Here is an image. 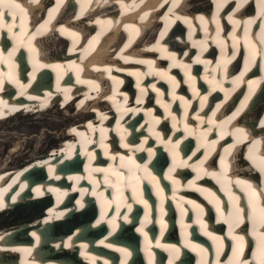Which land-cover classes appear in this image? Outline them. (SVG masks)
Masks as SVG:
<instances>
[{"label": "bare ground", "instance_id": "bare-ground-1", "mask_svg": "<svg viewBox=\"0 0 264 264\" xmlns=\"http://www.w3.org/2000/svg\"><path fill=\"white\" fill-rule=\"evenodd\" d=\"M0 12V120L58 101L74 120L0 169V214L34 213L0 229V264H264V0Z\"/></svg>", "mask_w": 264, "mask_h": 264}, {"label": "rangeland", "instance_id": "rangeland-1", "mask_svg": "<svg viewBox=\"0 0 264 264\" xmlns=\"http://www.w3.org/2000/svg\"><path fill=\"white\" fill-rule=\"evenodd\" d=\"M162 29V26L159 27L155 31V35H161ZM57 104L56 107L53 106L52 110L51 108L43 112L29 110L18 116L0 120V153L2 152L4 155L0 161V169L7 162L12 163L9 168L16 167L36 157L48 155L53 147L64 144L65 139L61 136V130L67 131L71 128L70 125L73 124L74 120H71L72 114L64 111L62 108L64 106L60 101ZM262 108L264 109V107ZM258 115L261 116L262 111H259ZM76 126L77 124L73 127ZM60 142L62 143L60 144ZM30 211L20 214L18 211L15 214L14 212L11 214L1 213L0 229H10L11 227L6 228L4 225L11 223V221H21L22 216H28L27 213L30 215L28 217L33 216L34 213H30Z\"/></svg>", "mask_w": 264, "mask_h": 264}, {"label": "water", "instance_id": "water-1", "mask_svg": "<svg viewBox=\"0 0 264 264\" xmlns=\"http://www.w3.org/2000/svg\"><path fill=\"white\" fill-rule=\"evenodd\" d=\"M162 152H160V154H161ZM162 156H165V155H162ZM161 161V160H160ZM75 163H78V161L77 162H75ZM72 164H74V162H72ZM81 165V164H80ZM160 166V167H162L163 165H162V162H158L157 163V165H154L155 167H157V166ZM162 165V166H161ZM80 167V166H79ZM70 168H69V165L67 166V167H64V168H62V171H64V172H66V170H69ZM80 169H82L81 167H80ZM41 172V171H40ZM45 176V175H44ZM32 179L35 181V180H37L36 178H34V177H32ZM91 203H93V201H90ZM71 203V202H70ZM85 212V211H84ZM97 214V212H95V214H94V216L92 215H90L89 214V212H85V215H86V217H88L89 219L87 220L86 218V223H89V222H92V220L94 219V217H95V215ZM141 214V213H140ZM88 225V224H87ZM85 228V227H84ZM123 230H125V227L121 230V231H123ZM88 232H90L89 230H88V226H87V229H86V234H84V235H87L88 234ZM90 234V233H89ZM135 240H137V239H135ZM135 240H132V241H135ZM137 245H136V248H135V252H136V250L138 249V246H139V244L138 243H136Z\"/></svg>", "mask_w": 264, "mask_h": 264}, {"label": "snow or ice", "instance_id": "snow-or-ice-1", "mask_svg": "<svg viewBox=\"0 0 264 264\" xmlns=\"http://www.w3.org/2000/svg\"><path fill=\"white\" fill-rule=\"evenodd\" d=\"M5 2L7 3H11V0H0V6H3L5 4ZM18 7V5H17ZM4 13L3 12H0V17H3Z\"/></svg>", "mask_w": 264, "mask_h": 264}]
</instances>
